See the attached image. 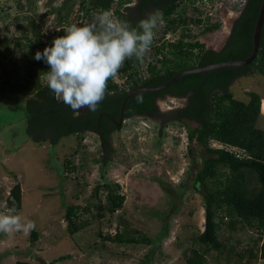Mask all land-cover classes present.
<instances>
[{
    "label": "rangeland",
    "instance_id": "rangeland-1",
    "mask_svg": "<svg viewBox=\"0 0 264 264\" xmlns=\"http://www.w3.org/2000/svg\"><path fill=\"white\" fill-rule=\"evenodd\" d=\"M80 1L0 0V40L7 41L19 62H23L17 43L22 42L24 51L28 52L25 35L47 45L55 36L63 35L62 30L67 26L92 22L98 12L90 11L85 15L86 3L78 6ZM88 1L90 4L95 2ZM245 2L197 0L186 12V22L166 34H163L166 25L160 21L154 30L155 41L140 60L143 78L148 75L147 62L154 59L151 53L156 51V46L165 45L184 34L198 35L208 25H213L206 45L208 48H220L228 37L231 17L241 11ZM73 4L74 13L70 10ZM115 5H112L111 12L118 18L113 12ZM61 14L69 19L61 21ZM3 45L0 43V47ZM0 75V92H4L0 100V214H7L5 194L14 181H19L23 206L18 214L33 221L39 233L36 240L30 236L31 232L27 235L0 233V264H14L16 259L52 264L64 254H70V257L53 264H139L150 251L154 254L152 264H186L182 249L190 245L188 236L196 230H203L205 222L204 200L194 188L193 180L200 161L210 154L196 142L189 152L187 137L188 129L195 128L197 123L183 118L165 124L162 130L160 117L123 118L124 124L113 133L112 141L114 147L122 148L130 161L123 164L114 160L105 170V179L121 185V193L125 194L123 207L111 218L108 216L101 220L94 219L89 212L83 213L82 220L90 223L71 235L64 217L66 205L84 206L92 187L103 181L100 164L95 160L104 154L99 136L87 131L82 143H79L77 135L63 137L57 144L34 141L26 130L24 98L28 90L1 87V80L7 77L1 71ZM39 75L43 76V71H39ZM10 78L13 83L18 82V77L14 79L16 72ZM114 80L123 84L118 73ZM230 89L243 100H247L246 92L249 90L264 95V76L259 73L242 76L232 83ZM184 102L182 98L169 96L160 102L161 110L166 112L178 108ZM261 112L257 125L264 129V98ZM77 146L81 148L74 159H82L88 170L85 176L75 179L62 167L66 154L72 153ZM83 183L86 185L82 189L80 185ZM167 206L168 211L162 218ZM165 223L168 230L160 238ZM127 228L132 234L147 236L155 242L134 244L103 239V236L114 235L118 229L124 232ZM220 234L226 245H236L240 240L238 250L247 248L257 237L256 231L248 227L232 231L225 226ZM217 254L216 251L207 254L210 264H216ZM227 255L231 258L227 259ZM219 261L220 264H241L238 257L229 251H224ZM254 264H264V260Z\"/></svg>",
    "mask_w": 264,
    "mask_h": 264
},
{
    "label": "trees",
    "instance_id": "trees-1",
    "mask_svg": "<svg viewBox=\"0 0 264 264\" xmlns=\"http://www.w3.org/2000/svg\"><path fill=\"white\" fill-rule=\"evenodd\" d=\"M196 2L197 0H95L94 4H90L88 0H81L78 6L86 3V15L90 11H111L112 5L116 3L113 9L115 15L120 20H126L133 28L137 27L141 19L157 13L162 17L161 22L166 25V31L163 32L166 34L186 22L185 14ZM262 2L263 0H246L233 30L219 50L206 45L208 33L214 29L213 25H208L201 34H184L165 45L156 46V51L151 53L154 59L147 62L148 75L144 78L140 60H125L117 72L123 79V84L110 78L105 97L95 112L85 107L74 114L70 107L57 101L45 86L39 71L44 73L47 65L33 58L37 50H43L45 43L39 44L38 39L32 40L25 35L29 49L25 52L23 43H17L23 61L19 62L8 42L0 40L4 44L0 47V71L7 77L1 80V87L9 86L17 91L28 90L24 102L26 130L30 138L36 142L49 141L57 144L60 139L69 135H77L79 143H82L87 131H93L99 136L104 154L95 160L100 164L103 181L92 187L90 199H86L84 206L66 205L64 217L71 235L90 223L82 220L83 213L89 212L94 219L101 220L108 216L111 218L123 207L125 194L121 193V185L105 179V170L114 160L123 164L130 161L129 156L123 154L122 148L114 147L112 141L113 133L123 126L124 120L135 116L160 117V127L163 130L165 124L185 118L197 123L195 128L188 129L189 152H192L193 143L196 142L210 154L200 161L193 180L194 188L204 200L205 222L203 230H196L188 236L190 245L182 249L186 264H210L207 254L211 251L218 253L215 256L216 264H220L219 257L224 251L237 256L241 264H254L264 260V129L257 125V119L262 115L261 102L264 95L249 90L246 92L247 100H243L236 97L230 89L232 83L242 76L253 73L264 76V24L259 50L251 63L187 73L159 90L136 91L128 97L123 109L124 120H120L123 101L133 89L162 85L186 69L248 57L253 51L254 29ZM74 5L70 8L73 13ZM60 19L67 21L69 17L61 14ZM192 21L196 22V19ZM36 32L39 36L40 32ZM155 39L154 35L153 42ZM13 72H16L14 79L18 77L16 83L10 78ZM3 93L0 92V100ZM169 96L182 98L185 102L178 108L162 111L160 102ZM80 148L77 146L72 153L66 154L62 167L75 179L85 176L88 170L82 159H74ZM232 148H237V151ZM85 185L83 183L80 186L83 189ZM22 193L21 183L14 181L4 197L7 214H18L22 209ZM169 206L162 213V218ZM225 226L232 231L248 227L256 231L257 237L247 248L238 250L240 240L236 245H226L224 239H221L220 233ZM162 229L164 232L160 238L167 233L168 225L165 223ZM30 236L36 240L39 233L35 229ZM103 239L134 244L155 242L147 236L132 234L129 228L124 232L118 229L114 235L103 236ZM67 257L70 254L60 255L54 262ZM153 257L154 254L150 251L139 264H152ZM230 258L227 255V259ZM14 264L48 263L16 259Z\"/></svg>",
    "mask_w": 264,
    "mask_h": 264
},
{
    "label": "clouds",
    "instance_id": "clouds-1",
    "mask_svg": "<svg viewBox=\"0 0 264 264\" xmlns=\"http://www.w3.org/2000/svg\"><path fill=\"white\" fill-rule=\"evenodd\" d=\"M161 19L160 14L152 13L133 28L104 10L91 23L67 26L63 35L55 36L42 51L35 52L33 58L47 65L43 83L74 114L85 107L95 112L105 97L109 79L116 76L125 60H141L150 49ZM35 229L33 221L19 214H0V233L27 235Z\"/></svg>",
    "mask_w": 264,
    "mask_h": 264
},
{
    "label": "water",
    "instance_id": "water-1",
    "mask_svg": "<svg viewBox=\"0 0 264 264\" xmlns=\"http://www.w3.org/2000/svg\"><path fill=\"white\" fill-rule=\"evenodd\" d=\"M242 9H241V11L239 13H235L231 17L230 23H229V28H228L229 31L232 29V26L234 25L235 21L240 16V14L242 12ZM263 24H264V0L262 2L260 13H259L256 25H255V29H254L253 51L248 57H246L244 59L222 61V62H218V63L209 64V65H206V66L186 69V70H183V71L177 73L171 80H169L168 82H166V83H164L162 85L149 86V87H139V88L133 89V90L129 91V93L127 94L126 98L123 101L121 115H120V120H123V109H124V106H125V103H126L128 97L130 95H132L136 91H139V90H159V89H161L163 87L168 86L171 82H173L174 80H176L180 76H182L184 74H187V73L211 70V69L218 68V67H221V66L245 65V64L251 63L255 59V57L257 56V53H258V50H259L260 38H261V32H262ZM227 33H228V31H227ZM225 42H226V40L223 42V44L220 46V48H218L216 50L221 49L222 46L225 44Z\"/></svg>",
    "mask_w": 264,
    "mask_h": 264
},
{
    "label": "flooded vegetation",
    "instance_id": "flooded-vegetation-1",
    "mask_svg": "<svg viewBox=\"0 0 264 264\" xmlns=\"http://www.w3.org/2000/svg\"><path fill=\"white\" fill-rule=\"evenodd\" d=\"M234 26V25H233ZM233 26H232V29L228 32V36L230 35L231 31L233 30Z\"/></svg>",
    "mask_w": 264,
    "mask_h": 264
},
{
    "label": "built area",
    "instance_id": "built-area-1",
    "mask_svg": "<svg viewBox=\"0 0 264 264\" xmlns=\"http://www.w3.org/2000/svg\"><path fill=\"white\" fill-rule=\"evenodd\" d=\"M232 149H234L235 151H237V148H232Z\"/></svg>",
    "mask_w": 264,
    "mask_h": 264
}]
</instances>
